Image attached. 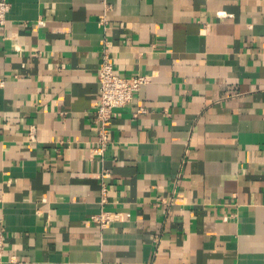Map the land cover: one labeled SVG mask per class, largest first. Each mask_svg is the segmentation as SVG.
<instances>
[{
	"label": "crops",
	"instance_id": "0c3cea01",
	"mask_svg": "<svg viewBox=\"0 0 264 264\" xmlns=\"http://www.w3.org/2000/svg\"><path fill=\"white\" fill-rule=\"evenodd\" d=\"M8 1L4 264H264V0H107L106 28L103 0ZM105 38L117 73L149 80L102 158Z\"/></svg>",
	"mask_w": 264,
	"mask_h": 264
},
{
	"label": "built area",
	"instance_id": "2783aa9c",
	"mask_svg": "<svg viewBox=\"0 0 264 264\" xmlns=\"http://www.w3.org/2000/svg\"><path fill=\"white\" fill-rule=\"evenodd\" d=\"M104 13L101 17V24L106 28L107 18L106 12L110 8L107 0H103ZM11 9V4L8 0H0V25H4L8 19V14ZM104 59L99 65L98 83L100 99L97 109L94 112V120L98 130L96 140L95 154L104 157L106 149L110 143V129L108 124L112 121L115 115V109L129 105L135 96V93L149 80L145 75H121L117 73L116 65L113 57L110 54L109 41L104 40ZM144 106H139L135 114L145 112ZM108 175L107 170L102 171V178ZM109 190L106 182L102 181V192L107 193ZM171 200L170 203L171 204ZM101 227L106 226L110 222L119 221L122 219L121 214L116 211L102 210L100 213L93 216ZM5 241L3 234L0 235V264H4Z\"/></svg>",
	"mask_w": 264,
	"mask_h": 264
}]
</instances>
